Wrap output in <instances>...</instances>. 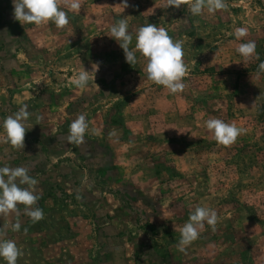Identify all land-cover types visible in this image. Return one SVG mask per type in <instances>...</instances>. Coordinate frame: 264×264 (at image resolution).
I'll return each mask as SVG.
<instances>
[{"label":"rangeland","instance_id":"obj_1","mask_svg":"<svg viewBox=\"0 0 264 264\" xmlns=\"http://www.w3.org/2000/svg\"><path fill=\"white\" fill-rule=\"evenodd\" d=\"M126 2L62 7L70 23L57 29L22 25L13 0H0V125L24 105L31 113L24 149L0 127V167L29 170L44 212L32 223L20 206L9 218L21 223L8 230L18 264H264V0H225L198 16L167 0ZM120 19L133 50L148 23L183 42V92L126 62L110 37ZM239 27L247 35L237 40ZM248 41L257 47L245 59L236 49ZM82 70L93 72L78 88ZM79 114L89 128L78 146L64 137ZM213 118L246 132L219 145L206 128ZM197 206L216 211V229L205 224L182 252L180 229Z\"/></svg>","mask_w":264,"mask_h":264},{"label":"clouds","instance_id":"obj_2","mask_svg":"<svg viewBox=\"0 0 264 264\" xmlns=\"http://www.w3.org/2000/svg\"><path fill=\"white\" fill-rule=\"evenodd\" d=\"M125 6L127 7L126 0ZM181 6H187L192 15L198 16L202 15L205 9L208 13H215L227 5L225 0H167V8L179 9ZM62 7L78 12L82 7V0H13V17L22 25L32 24L39 27L52 23L57 29H64L70 21ZM128 27L127 20L120 19L110 29V37L115 39L123 49L126 62L132 66L138 63L144 64L147 79L156 85L163 86L171 94L183 92L186 88L184 79L188 73L184 61L183 42L174 40L163 27L148 23L140 26L136 31L133 50L130 47L133 36L129 33ZM246 35V28L235 29L237 40ZM256 47L255 41H248L241 43L236 51L245 59H249L256 53ZM259 70L264 71V62L260 63ZM91 72L82 70L75 75L73 77L75 86L86 87ZM30 115L27 105H24L14 115L7 116L0 125L6 134L5 143L10 144L15 150L25 147L26 121ZM88 128L86 116L79 114L71 122L68 135L64 139L69 144L74 143L79 146L84 143ZM206 128L213 134L217 144L224 147L232 146L238 137L246 132V129L237 127L235 123H228L219 118L208 119ZM95 131L93 129L94 133ZM37 185L38 181L29 175V170L25 167H0V219L8 221L0 226V258L6 264H18V259L23 256V251L16 241L8 238L9 228L19 232L21 223L18 219L12 222L9 218L19 217L20 206H23V215L27 216L32 223H38L44 219L43 210L37 206L40 199ZM217 222L218 216L215 210L197 206L180 229V251H185L187 246L199 238L200 230L205 227V224L215 231Z\"/></svg>","mask_w":264,"mask_h":264}]
</instances>
